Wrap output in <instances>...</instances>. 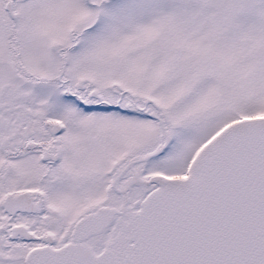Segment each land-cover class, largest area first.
I'll return each instance as SVG.
<instances>
[{
  "label": "snow or ice",
  "instance_id": "1",
  "mask_svg": "<svg viewBox=\"0 0 264 264\" xmlns=\"http://www.w3.org/2000/svg\"><path fill=\"white\" fill-rule=\"evenodd\" d=\"M0 264H264V0H0Z\"/></svg>",
  "mask_w": 264,
  "mask_h": 264
}]
</instances>
